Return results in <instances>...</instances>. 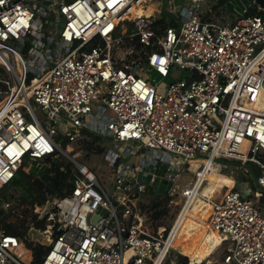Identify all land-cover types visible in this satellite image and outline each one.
<instances>
[{
  "label": "built area",
  "instance_id": "built-area-1",
  "mask_svg": "<svg viewBox=\"0 0 264 264\" xmlns=\"http://www.w3.org/2000/svg\"><path fill=\"white\" fill-rule=\"evenodd\" d=\"M162 1L178 25L157 33L161 10L134 11L153 0H0V192L27 159L73 165L71 190L33 208L50 232L41 264H164L175 222L147 232L150 197L196 163L177 205L184 218L212 166L229 167L218 158L260 168L252 194L236 190V176L223 197L204 198L222 262L264 264V5L252 0L256 7L221 23L200 13L210 0H185L181 15ZM92 134L104 153L106 138L114 141L112 196L62 147L81 150ZM23 245L0 226V264H31Z\"/></svg>",
  "mask_w": 264,
  "mask_h": 264
},
{
  "label": "rangeland",
  "instance_id": "rangeland-1",
  "mask_svg": "<svg viewBox=\"0 0 264 264\" xmlns=\"http://www.w3.org/2000/svg\"><path fill=\"white\" fill-rule=\"evenodd\" d=\"M172 2L173 5L177 8L179 14L181 15L180 7L185 6L186 1L172 0ZM251 5L256 7V5L253 4L252 0H229L224 5H218L217 0H210L205 1L201 4L200 13L205 18H212L213 20L221 23H230L233 22L239 15L245 14V10H249V7H251ZM149 7L153 11V13H155V15H159V10H161L162 12L163 9L167 7V3L166 1H162V6H158L157 0H153V2L149 3ZM168 21L172 22L171 17H168ZM11 45L14 46L15 44L11 43ZM134 54L133 57L136 59H139L141 57L140 50H136ZM18 66L20 68L22 67L21 64H18ZM32 103L38 116L42 118L45 112L41 110L36 103H34L33 101ZM105 142H109V144L105 148V153L88 152L85 148L77 150L73 148V146H71L70 144L64 143H62V147L69 153L74 154L75 158L78 161L85 163L89 167L94 169L95 172L98 173L101 183L104 185L109 195L112 196L114 188L113 182L115 178V171L112 165L109 164V162L111 161L113 152H115V147L111 145V143L114 142L111 139L106 138ZM166 154L169 155V153L167 152ZM137 160L138 157L136 156L133 161ZM216 160L220 163H226L229 166L226 167L227 170H225V173L221 172L218 174L220 176V179H226V173L231 172L232 170L239 171L238 175L233 173V177L230 179V181L234 183V177L238 176L236 182V190H239L244 194L253 193V187L256 188L253 183L256 178V174L253 173L250 169V162H244L229 158H218ZM46 161L47 159H27L26 162L23 164V168L26 171H30L33 167L41 168L46 163ZM190 167L191 175L184 173L182 175L184 180L189 178V176L190 179L194 177L198 165L195 163L192 164V166ZM240 167H246L248 169V172L240 170ZM192 168L195 170L193 171ZM215 171L216 168L214 167L212 169V172H209L210 178L206 182H204L203 186L200 189L199 193L201 196L196 198L192 203V207L189 209V214L183 221L181 228L177 234L176 240L172 246L173 250L169 258L166 260L167 262L165 261L164 264H223L222 261L225 255V248L224 246H219L221 244L222 239L219 233L213 230L211 226V221L206 216L207 210L212 212V205L208 201L204 200V198L216 200L218 199V197L221 196L223 192L222 184L217 180L216 176L214 175ZM19 197L20 194L18 192L9 190L5 196H0V202L2 203L8 200L11 201L14 205V208L12 210H9H11L13 215L19 216L21 219L26 218V214L31 217L32 213H30L29 209L27 211L28 205L20 203ZM153 200L154 198L150 197V203ZM204 203L205 206L201 207ZM177 208V205L173 204V206H171L170 216L165 219L156 218L152 215V213L148 211V218L146 221H144L143 228L149 233H154L161 226H165V228L169 230ZM45 230L46 229L42 230L35 227H31L27 233V238L29 240H33L44 245H48L49 242L45 240L47 238L48 233H46ZM38 232H40L42 236H39ZM186 245H192L196 249L200 250L202 254L198 255L197 259L192 258L189 253H186L183 250ZM20 251L24 254V260L32 264L34 261L32 250L28 249L25 245H23L21 246ZM29 251L31 252V258L29 257ZM181 254L186 255L188 258L182 259L180 257ZM29 258L30 260L28 261Z\"/></svg>",
  "mask_w": 264,
  "mask_h": 264
},
{
  "label": "trees",
  "instance_id": "trees-1",
  "mask_svg": "<svg viewBox=\"0 0 264 264\" xmlns=\"http://www.w3.org/2000/svg\"><path fill=\"white\" fill-rule=\"evenodd\" d=\"M227 1L229 0H217V4L224 5ZM261 13L264 14V10L261 11ZM171 20L172 22H169L168 17L162 14V17L155 22L157 33H160L161 29H164L167 23L178 25L175 19L171 18ZM84 148L88 152L102 153L104 151L102 136L92 134L91 140L84 144ZM72 168L73 165L71 162L66 163L65 160L59 157L49 158L41 168L33 167L30 171H26L22 165L17 170L12 181L0 192V196H5L9 190L18 192L20 194V203L28 205L27 211L29 209L30 213H32L31 217L26 214V218L21 219L19 216L12 214V209H4L2 206L3 202H0L1 228L6 234L16 235L23 239L25 246L32 250L34 257L33 264H41L50 248L48 245L27 238V233L31 227L44 230L48 223L46 218L38 219L37 214L33 213V208L36 204H43L50 195L63 196L71 190V178L73 175ZM250 169L256 174V176L260 173V168L255 164L251 163ZM253 183L256 186L255 180ZM253 188L255 189V187ZM171 206H173L171 197L166 194L161 196L158 200H153L148 206V211L156 218L165 219L170 216ZM204 206L205 203L201 207ZM211 213L212 212L208 210L206 211V216L209 219ZM38 234L39 236H42L40 232H38ZM183 250L184 252L189 253L194 259H197V256L202 254L200 250L192 245H186ZM180 257L182 259L188 258L186 255L182 254Z\"/></svg>",
  "mask_w": 264,
  "mask_h": 264
},
{
  "label": "bare ground",
  "instance_id": "bare-ground-1",
  "mask_svg": "<svg viewBox=\"0 0 264 264\" xmlns=\"http://www.w3.org/2000/svg\"><path fill=\"white\" fill-rule=\"evenodd\" d=\"M141 1H145V0H141ZM134 11H135V13H138V14H140V15H147V16H150V15H152V13H153V11H152V10L150 9V7H149V3H148V5H147L146 7L143 6L142 4H138V5H136V7L134 8ZM193 164H194V163H193ZM216 164H217V163H215L212 167L214 168ZM213 168H212V169H213ZM198 169H199V167H198L197 170L195 171V176H194L193 181H195V179H196V177H197V175H198ZM190 170H191V167H185L184 169H182V170L180 171L179 175L177 176V179H176L175 183L172 185L170 191L167 193V195L171 197V201H172V203L175 204V205H179V204H181V202H182L183 199L185 198V197H184L183 190H184L186 187L190 186V185L193 183V181H192L191 183L188 182V181H183L184 179H183V176H182V175H183L184 173H187V174H188V172H189ZM209 178H210V176H209V173H208V174L206 175L205 179L201 182L200 189H201V187L203 186L204 182H206ZM227 191H228V190H227ZM227 191H225L223 194H221V196H220L218 199H220L221 197H223V195H224ZM46 201H47V203H52V201H53L52 196H51V195L48 196L47 199H46ZM188 214H189V210L187 209V213H186V215L184 216V218H181V216H180L179 219H178L177 217H178V215H181V212H180L179 209L177 208L175 219H174L173 222L171 223V224L173 225L174 222H175V226H174V231L176 230V231H175V235L172 236V237L168 240V243H167L171 248H172V246H173V244H174V242H175V240H176V237H177V234H178V232H179V230H180V228H181V225H182L183 221L185 220V218H186V216H187ZM213 214H214V209H213V207H212V213H211V216H210V221H211V219H212ZM176 219H178V220L176 221ZM211 226H212L213 230H215L216 232H218V231L213 227L212 223H211ZM164 228H165V226H164V227L161 226V229H164ZM45 232L48 233V235H49V233H50L49 231H45ZM218 233H219V232H218ZM48 235H47V236H48ZM45 240L48 241L47 238H46ZM45 240H44V241H45ZM172 249H173V248H172ZM29 253H30L29 257L31 258V252L29 251ZM30 258L28 259V261L30 260Z\"/></svg>",
  "mask_w": 264,
  "mask_h": 264
},
{
  "label": "crops",
  "instance_id": "crops-1",
  "mask_svg": "<svg viewBox=\"0 0 264 264\" xmlns=\"http://www.w3.org/2000/svg\"><path fill=\"white\" fill-rule=\"evenodd\" d=\"M215 168H216V171H215V176H216V178H217V180L222 184V188H223V192H222V194L225 192V191H227L229 188H230V186H232L233 185V183L230 181V179L233 177V173L234 174H236V175H238L239 174V171H236V170H232L231 172H228V173H226L227 175H226V179L225 178H222V179H220V176L218 175L219 173H221V172H223V173H225L226 171L225 170H227V168H226V166H222L221 164H216L215 165ZM192 170L194 171L195 169H193L192 168ZM197 170V169H196ZM188 174H190L191 175V170L188 172ZM195 176V175H194ZM235 178V177H234ZM193 179H194V177H192L191 179H190V176H189V178H187V179H185V180H183V181H188V182H192L193 181ZM220 179V180H219ZM219 198V197H218ZM175 216H176V213H175ZM175 219V217L173 218V220ZM173 220H172V222H173Z\"/></svg>",
  "mask_w": 264,
  "mask_h": 264
},
{
  "label": "water",
  "instance_id": "water-1",
  "mask_svg": "<svg viewBox=\"0 0 264 264\" xmlns=\"http://www.w3.org/2000/svg\"><path fill=\"white\" fill-rule=\"evenodd\" d=\"M256 2L258 3V4H260L261 6H263L264 5V0H256ZM163 14L164 15H166V16H168V17H171V18H174V19H176L177 18V15H175L174 13H172L171 11H169L168 9H163ZM102 213L103 214H106L107 213V211L105 210V209H103L102 210ZM97 217L96 216H94L93 217V219L95 220Z\"/></svg>",
  "mask_w": 264,
  "mask_h": 264
}]
</instances>
